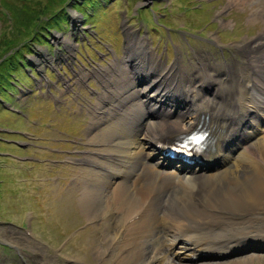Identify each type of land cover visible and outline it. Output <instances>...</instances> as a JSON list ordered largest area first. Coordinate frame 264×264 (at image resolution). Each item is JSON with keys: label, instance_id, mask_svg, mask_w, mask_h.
Listing matches in <instances>:
<instances>
[{"label": "bare ground", "instance_id": "6f19581e", "mask_svg": "<svg viewBox=\"0 0 264 264\" xmlns=\"http://www.w3.org/2000/svg\"><path fill=\"white\" fill-rule=\"evenodd\" d=\"M248 2L255 4L250 18H261L262 27L255 38L235 46V63L218 62L216 52L205 48L194 51V62L185 63L180 48L179 58L164 61L144 38H130L123 56L107 67L88 73L79 67L73 79L62 78L60 103L89 74L100 83L97 97L76 103L91 114L90 139H72L86 147L75 166L84 174L80 200L90 211L86 223L94 230L104 226L99 232L104 249L93 246L94 264H181L185 258L191 263L203 253L220 264H245L253 260L239 263L232 256L245 248L264 249V0H229L225 7ZM228 109L243 118L235 123ZM249 112L259 113L260 121L252 123L263 136L232 154L250 134L241 128ZM198 123L207 131L205 151L217 154L211 171V163L189 169L188 163L176 168L171 161H153L151 145L160 150L170 144L167 138L187 134ZM5 232L11 246L32 261L38 258L33 238L11 228ZM55 257L42 256L39 264L75 262Z\"/></svg>", "mask_w": 264, "mask_h": 264}, {"label": "rangeland", "instance_id": "374dc122", "mask_svg": "<svg viewBox=\"0 0 264 264\" xmlns=\"http://www.w3.org/2000/svg\"><path fill=\"white\" fill-rule=\"evenodd\" d=\"M228 1L0 0V63L6 57H12L15 64L9 69V74L4 69L7 77L4 82L7 83L5 88L0 87V155L29 156L25 160L0 156V264H39L42 256L51 255L56 256L54 260L61 255L75 261L70 264H94L97 254L93 246L101 252L104 249L103 240L99 237L104 226L100 224L94 230L87 225L86 213L90 211L83 207L80 200L85 183L84 174L75 167L76 157L83 154L86 147L72 141L86 142L87 137L90 139L87 126L91 114L87 108H81L76 103L78 95L86 99L92 95L96 97L100 91L99 80L89 74L81 88L74 87L67 97L62 96L60 103L52 93L47 96L45 88L46 99L37 97V92H20L26 87L33 88V92L37 90L31 83V75L38 79L39 87H44L48 83L39 80L36 70H43L42 76L46 71V75L55 80V75L50 73L58 69L62 84V78L73 79L75 70L79 69L75 60L82 64L96 60L100 61V68L107 67L114 59L123 56L124 41L126 38L127 42L130 38L136 40L133 35L153 43L152 47L147 44L148 49L155 55H163L162 60L167 56L164 61H170L175 56L179 58L177 49L180 48L183 61L194 62V51L205 48L216 52L218 62H228L237 57L235 46L255 38L262 27L261 18H250L254 2L225 7ZM17 15L34 16L25 22L28 30L14 24L13 19ZM73 16L77 19L76 30H73ZM121 23L126 32L122 36L118 30ZM128 30L133 33L131 37ZM99 40L104 44H100ZM156 41L158 44H155ZM65 42L71 43L72 49L67 48ZM104 45L112 46L116 52L105 55ZM175 51L177 54L173 56ZM67 54L70 59L64 58ZM65 63L72 66L73 75L69 76L65 66L63 71L68 76L59 70ZM80 68L88 73L98 67L83 65ZM235 68L236 64L233 65ZM92 77L94 80H91ZM88 81L90 85H86ZM60 82H57V87ZM3 103L11 110L19 109L21 113L14 114L4 109ZM261 137H251L245 144L254 143ZM62 138L71 139V143ZM133 146L131 149L136 150L137 145ZM250 148L256 149L254 145ZM57 149L67 152L57 154ZM254 153L258 154V151ZM60 159L62 162L58 163ZM261 215L264 216V213ZM6 228L24 232L33 238L35 247L41 251L37 261H32L29 254L25 255L11 246ZM78 228L82 229L76 232ZM255 255L259 260L252 259ZM232 258L239 263L253 260L245 264H264V251H244ZM240 259L244 261L240 262ZM210 263L220 264V261H207V264Z\"/></svg>", "mask_w": 264, "mask_h": 264}, {"label": "trees", "instance_id": "16d2710c", "mask_svg": "<svg viewBox=\"0 0 264 264\" xmlns=\"http://www.w3.org/2000/svg\"><path fill=\"white\" fill-rule=\"evenodd\" d=\"M3 6L7 10V7L5 5H3ZM31 17H34V16L33 15H25L24 16L23 15V16L19 17L17 15V17H15V18H14V16H12V18H14L13 19L14 24L16 23L19 28H22V29H25V30H28V28L25 27L28 24L26 25L25 22H28V19L31 18ZM25 32H27V31H25ZM13 63H14V59L12 57H6V59L0 63V87L5 88V85L4 84H5L6 81L4 82V78L6 80L7 77L4 74L5 73L4 72L5 71L4 69H6V72L9 74L10 73L9 69L15 65Z\"/></svg>", "mask_w": 264, "mask_h": 264}]
</instances>
